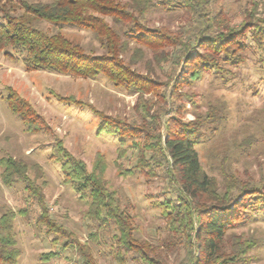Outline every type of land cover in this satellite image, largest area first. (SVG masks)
<instances>
[{
	"label": "trees",
	"instance_id": "trees-1",
	"mask_svg": "<svg viewBox=\"0 0 264 264\" xmlns=\"http://www.w3.org/2000/svg\"><path fill=\"white\" fill-rule=\"evenodd\" d=\"M211 1H158L164 10L179 9L196 18L198 27L190 35L174 33L164 26H149L143 18L156 7L155 0H0V54L19 60L27 72L47 71L89 79L103 77L115 88L138 93L139 100L151 93L157 106L158 103L167 104L174 94V97L181 96L179 90L183 84L190 85L204 73L220 72L224 65L242 64L251 44L261 50L264 48L261 5L254 1L249 10L240 11V21L232 24L223 9H212ZM38 21L88 30L103 52L86 51L60 30L38 27ZM130 44L136 46L135 54L140 58L142 48L153 51L155 56L160 51L159 61L165 58L163 62L169 65L167 76L171 88L168 93L158 91L159 87L150 76L136 71L124 59L123 54ZM54 96L58 102L81 105L73 96ZM4 98L27 132L51 130L44 117L17 89L8 86ZM169 104L173 112H178L179 105L173 99ZM140 105L138 118L142 119L130 121L107 116L88 105L99 117L98 134L117 135L118 144L136 155L131 168L118 166L119 174L130 175L137 171L146 176L154 174L155 167L166 168L165 180L177 188L175 198L165 197L164 201H155L153 205L165 218L172 239H183L186 254L182 264H243L255 243L238 240L226 251L224 239L229 230L244 226L253 215L261 214L264 218V180L252 183L229 174L220 186L216 178L204 172L195 147L205 134L204 128L215 129L221 121L222 116L215 109H210L206 116H198L195 121L185 122L176 115L151 114L149 104ZM152 124H163V137L151 133ZM125 154L120 152L119 156ZM49 159L60 164L62 182L70 184L87 204L85 216L95 230L83 242L65 229L51 217L44 193L46 179L42 166L11 155L1 156V183L11 187L21 182L25 196L22 207L6 208L0 214V264H18L21 256L14 233L17 217L26 221L34 219L47 234H54L52 243L62 250L70 248L79 254L83 264H95L90 242L97 243L100 230L110 225L117 231L113 238L120 249L130 251L134 228L130 216L120 208L116 191L104 178V157L97 154L88 168L81 158L69 152L62 138L56 137ZM136 251L144 263L165 264L148 257L141 249ZM56 255L50 251L42 255L41 260ZM115 256L119 261L123 258L119 252Z\"/></svg>",
	"mask_w": 264,
	"mask_h": 264
},
{
	"label": "rangeland",
	"instance_id": "rangeland-1",
	"mask_svg": "<svg viewBox=\"0 0 264 264\" xmlns=\"http://www.w3.org/2000/svg\"><path fill=\"white\" fill-rule=\"evenodd\" d=\"M158 1L155 0L156 7L143 18L149 26H164L181 34L193 35L196 32L198 23L195 17L179 9L164 10ZM254 1L264 12V0H213L211 4L213 10L223 9L229 21L237 24L241 19L240 11L249 10ZM36 24L43 29L60 30L79 42L86 51L103 52L88 30L73 25L56 26L46 21ZM247 42L250 44L249 38ZM135 47L134 44L129 45V50L123 54L124 59L136 71L150 76L159 87L158 91L168 93L171 88L167 76L169 65L163 62L165 58L159 61L160 51L155 56L153 51L142 48L143 56L140 58L135 54ZM164 51L168 52L167 49ZM8 86L17 89L32 103L51 130L37 133L25 130L20 117L5 101ZM55 94L73 96L81 105L58 102ZM179 94L182 98L174 97L176 94L171 98L179 105L178 112H173L170 99L167 104L158 103L157 106L151 93L144 94V100H139L138 93L115 88L103 77L89 79L47 71L27 72L19 60L0 54V157L11 155L42 166L46 179L44 193L51 217L84 242L87 235L95 230L85 216L87 204L70 184L62 182L60 164L51 161L49 155L56 137L62 138L69 152L81 158L88 168H91L96 155L101 154L105 160L104 178L116 191L121 210L131 218L134 239L132 249L123 251L124 248L120 249L113 238L117 234L113 225L100 230L97 243L90 242L95 264H147L138 257L136 249L165 264H182L186 254L183 239H172L173 234L168 231L165 218L153 205L155 201H164L165 197L175 198L177 188L165 180L166 168L155 167L154 174L146 176L137 171L120 175L118 166L131 168L136 155L118 144L117 135L98 134L99 117L88 105L107 116L126 121L142 119L138 118L141 103L150 105L151 114L176 115L185 122L195 121L198 116H206L210 109H215L222 116L221 121L215 129L204 128L205 134L195 147L204 172L216 178L220 186L229 174L242 181L258 183L264 180V48L261 50L251 44L242 64L224 65L220 72L204 73L190 85L180 86ZM161 118L165 119L164 116ZM149 128L156 137L165 134L163 124H152ZM120 152L126 154L120 157ZM24 196L21 182L6 187L0 181V214L6 208L16 210L22 207ZM14 233L21 250L18 264H83L79 254L70 248L62 250L52 243L54 234H47L34 219L26 221L17 217ZM238 240L255 243L243 264H264V218L261 214L253 215L244 226L229 230L224 239V249L231 250ZM50 251L57 255L41 260V256ZM118 252L123 257L120 261L115 256Z\"/></svg>",
	"mask_w": 264,
	"mask_h": 264
}]
</instances>
